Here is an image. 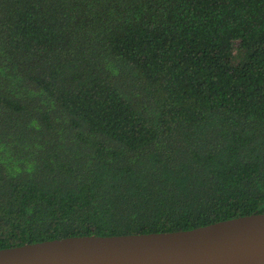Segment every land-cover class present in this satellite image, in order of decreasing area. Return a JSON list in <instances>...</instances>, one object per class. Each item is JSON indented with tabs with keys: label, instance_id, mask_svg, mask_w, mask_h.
Masks as SVG:
<instances>
[{
	"label": "trees",
	"instance_id": "trees-1",
	"mask_svg": "<svg viewBox=\"0 0 264 264\" xmlns=\"http://www.w3.org/2000/svg\"><path fill=\"white\" fill-rule=\"evenodd\" d=\"M264 214V0H0V249Z\"/></svg>",
	"mask_w": 264,
	"mask_h": 264
},
{
	"label": "water",
	"instance_id": "water-1",
	"mask_svg": "<svg viewBox=\"0 0 264 264\" xmlns=\"http://www.w3.org/2000/svg\"><path fill=\"white\" fill-rule=\"evenodd\" d=\"M0 264H264V214L188 231L26 244L0 249Z\"/></svg>",
	"mask_w": 264,
	"mask_h": 264
}]
</instances>
